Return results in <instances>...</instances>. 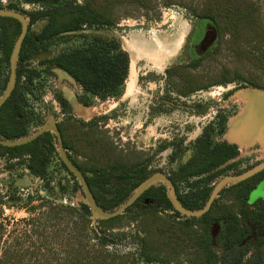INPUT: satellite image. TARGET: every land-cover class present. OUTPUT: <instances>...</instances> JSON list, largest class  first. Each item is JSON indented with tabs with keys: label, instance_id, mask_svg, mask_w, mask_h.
Segmentation results:
<instances>
[{
	"label": "rangeland",
	"instance_id": "obj_1",
	"mask_svg": "<svg viewBox=\"0 0 264 264\" xmlns=\"http://www.w3.org/2000/svg\"><path fill=\"white\" fill-rule=\"evenodd\" d=\"M251 1L258 9L264 28V0ZM2 2L6 9H17L15 11L22 13L29 23L32 14L42 8L45 10L43 5H28L20 0ZM77 3H83V0H77ZM148 3V9L138 6L117 8L114 11L117 23L113 28L81 32L118 39L130 56L131 66L123 96L105 102L93 101L90 111L75 102V109H71V115L67 117L71 127L66 126L65 133L69 144L81 149L74 144L80 130L76 124L72 125V121L89 122L96 117L93 131L113 146L123 163L142 168L148 177L158 172L172 177L181 165L193 158L197 141L205 133L211 134L217 142H227L229 125L244 112L248 102L237 93L264 91L241 88L240 81L223 83L226 78H247L264 87V74L234 58L226 48L228 37L223 43L218 38L210 55L196 68L189 69L208 88L183 95L179 80L166 72L177 65L189 68L198 58L192 46L203 35L200 14L204 0H148ZM45 24L44 21L32 23L29 34H38ZM9 75V65L0 64V78L4 83L8 82ZM42 75L34 78V87L30 86L32 92H25L33 119L32 128L36 127L32 134L54 115L57 120H66L59 114L61 107L57 101L63 88L65 96L73 102L80 92L75 83L59 82L57 78L45 81ZM47 83L48 90L40 96L41 86ZM42 116L47 119L44 123H41ZM37 120L40 124L35 126ZM224 125L227 126L225 131ZM56 147L42 178L31 174L23 160L0 159V195L5 203L0 208L4 236L2 250L15 247L19 240L22 250L28 252L25 264H143L141 241L144 234L139 224L143 203L119 217L113 229L106 232L99 220L82 211V205H86L83 191L72 175L62 168L58 145ZM238 151V166L233 174L243 173L264 162V146L260 144L238 147ZM73 157L83 164L80 157L75 154ZM225 175L212 180L209 186L214 188ZM176 187L180 193L190 191L185 182ZM236 191L229 190L217 200L224 206L233 205ZM162 215L174 217L171 211ZM221 228L219 225L211 228L216 248ZM103 232L109 237L108 242ZM256 256L254 251L247 259ZM176 264H191L189 256L182 255Z\"/></svg>",
	"mask_w": 264,
	"mask_h": 264
},
{
	"label": "trees",
	"instance_id": "obj_2",
	"mask_svg": "<svg viewBox=\"0 0 264 264\" xmlns=\"http://www.w3.org/2000/svg\"><path fill=\"white\" fill-rule=\"evenodd\" d=\"M20 1L45 6V10L31 15V22L44 20L47 24L35 38L31 35L26 37L19 55L16 88L0 110V139L6 141L20 140L30 135L32 119L25 92H32L30 86L34 87V78L39 77L40 72L36 68H30L29 62L37 54L48 52L54 45L63 44L51 59L41 63L46 66L47 73L51 74L52 68L65 70L92 99L104 102L122 97L130 70L129 54L116 38L90 36L81 32L115 27L117 22L114 11L117 8H149L148 0H83L80 4L77 0ZM202 8L200 17L215 23L222 43L228 37L226 48L234 58L240 63L250 64L254 70L264 74V28L256 5L251 0H204ZM2 9L4 6L0 1V10ZM9 9L17 10L12 7ZM20 32L21 24L17 20L0 17V64H9ZM197 66L198 63L192 65L195 68ZM168 72L179 76L185 89L184 95L208 88L187 67L175 66ZM235 81H240L242 87L246 83L253 88L264 89L247 78H226L223 83ZM6 84L0 78V97ZM81 102L85 106L92 104V101ZM95 123L96 120L85 124L89 126L87 134L81 132L80 154L88 160L85 167L74 164L86 176L99 206L105 211H113L126 202L148 176L142 168L123 163L115 154L113 146L93 131ZM226 127L223 126L224 131ZM65 130L61 129L63 136ZM64 144L66 149H71L66 140ZM53 155L54 143L50 133L20 147L0 146V158L23 159L24 156H30L27 161L28 170L39 178L46 175ZM238 155L236 145L226 141L217 142L211 134L205 133L197 141L194 157L171 177L175 186L180 182L189 185L188 193H180L176 187L183 206L189 210L203 209L213 191L210 183L233 171L238 162L226 168L221 167ZM232 189L237 190L232 199L233 205L224 206L216 200L211 210L198 219L180 216L174 210L164 185L154 186L143 194L126 211L143 203L139 216L140 231L144 234L141 241L143 264H176L182 255L189 256L191 264H263L259 256L247 259L249 249L246 235L250 228L246 219V204L251 189L249 181L227 187L220 196ZM3 205L4 197L0 195V208ZM82 211L86 216L92 214L87 205H82ZM167 211L173 212L174 217L162 215ZM119 217L99 220V223L108 232L113 229ZM251 217L264 230V204H257V210L251 212ZM216 222L224 223L218 248L214 246L211 234V228ZM106 232L103 234L108 242ZM3 239L0 226V264H25L28 252L22 250L19 240H16L15 247L2 250Z\"/></svg>",
	"mask_w": 264,
	"mask_h": 264
},
{
	"label": "water",
	"instance_id": "obj_3",
	"mask_svg": "<svg viewBox=\"0 0 264 264\" xmlns=\"http://www.w3.org/2000/svg\"><path fill=\"white\" fill-rule=\"evenodd\" d=\"M0 17L12 18L17 20L21 24V32L15 43L14 49L10 57L9 81L4 93L0 97L1 110L5 103L8 101V99L11 97L16 87L17 62L19 54L22 50L23 42L29 31V20L21 13L8 9L0 10ZM214 32L215 31H213V33L211 34L212 40L216 39V32ZM57 72L59 75L69 77V75L63 71ZM244 91H247V93L249 92L247 94L248 102L244 112L233 123L229 125V129L227 132V142L238 147H253L256 144L264 146V91ZM254 94H258V96L256 98L252 97V95ZM249 95L251 97H248ZM49 131L54 132L57 135L59 141L60 157L64 165L67 167V170L76 178L79 185L81 186L85 197V204L89 206L92 212V218L95 220L107 221L124 215L126 211L131 208L143 196V194H145L149 189L156 186L157 184H162L167 188V196L171 201L174 210L178 214H180V216L186 219H198L203 217L211 210L213 204L219 198V195L226 187L245 182L248 179L264 171V162H261L254 168L245 171L241 174L228 175L221 178V180H219V182L215 185L205 207L201 210H189L185 208L178 198L175 185L173 184L171 179L165 174L158 172L146 178L133 192V194L126 200V202H124L120 207L113 211H105L97 203L85 176L69 161L63 145L61 133L59 129L55 126L54 121H50L49 124H47L46 126L40 127L38 132L23 139L14 141H6L0 139V146L8 148L20 147L36 140L43 133Z\"/></svg>",
	"mask_w": 264,
	"mask_h": 264
},
{
	"label": "flooded vegetation",
	"instance_id": "obj_4",
	"mask_svg": "<svg viewBox=\"0 0 264 264\" xmlns=\"http://www.w3.org/2000/svg\"><path fill=\"white\" fill-rule=\"evenodd\" d=\"M1 2H2V0H0ZM25 4V3H24ZM2 5L4 6V4H3V2H2ZM28 5H38V4H28ZM4 9H6L5 8V6H4ZM8 10H10V9H8ZM43 10V8L41 9V10H39V11H42ZM12 11H15V10H12ZM38 12V11H37ZM22 14V13H21ZM201 18V17H200ZM202 19V18H201ZM39 21H44V20H39ZM202 21H203V35L201 36V39L197 42V43H195V44H193V46H192V49H193V52L195 53V55H197L198 56V58L193 62V63H191L189 66V68L188 69H190V68H195V67H192V65L193 64H196V63H198V65L200 64V62L202 61V60H204L206 57H208L210 54V50H211V48H212V46L215 44V42L218 40V38L220 39V37H219V31H218V28H217V26L215 25V23L213 22V21H211V20H209V19H202ZM36 22H38V21H36ZM44 22H46V21H44ZM35 23V22H34ZM47 24V23H46ZM46 24L44 25V27L42 28V31L44 30V28H45V26H46ZM32 26V22L31 23H29V30H30V27ZM213 28V29H212ZM41 31V32H42ZM85 31V30H84ZM213 31H215L216 32V39L215 40H212V38H211V34L213 33ZM41 32H39V33H41ZM214 32V33H215ZM38 33V34H39ZM38 34H29V31H28V34H27V36L28 35H31L33 38H35ZM87 35V34H86ZM26 36V37H27ZM26 39V38H25ZM25 41V40H24ZM23 44H24V42H23ZM62 46H63V44H57V45H54V46H52V47H50V49H49V51L48 52H41V53H39V54H37L36 56H34V58L29 62V64H30V68H36V69H38V71L40 72V75H42V77H43V80H45V81H48V79L49 78H57V81H59V82H72V83H75L76 84V88H78V91H80V92H77V95L75 96V98H74V102H73V100L72 99H70V98H68V97H66L65 96V91L63 90V89H65V88H63L61 91H62V93H61V97L59 96V98H58V103H59V105H60V107H61V109H60V113L59 114H62V116L63 117H65L66 118V120H61V119H56V117H55V115L54 116H52L51 118H49L48 120L46 119V116H42L43 117V119H41V123H44V122H46V120H47V123H45V124H43L42 126H39V128L40 127H43V126H46L47 124H49V122L50 121H54V123H55V126L59 129V131H60V133H61V136H62V140H63V145H64V148H65V140L68 142V140H67V138L65 139L64 137H66V133H65V136H63V133H62V131H61V129H65V127L67 126V128H70L71 126V124H69L68 123V121H67V117H69L71 114H70V110L72 109V111L75 109L74 108V103L76 102V104L78 105V106H81L82 108H87V110L88 111H90L89 109L93 106V101H96V100H98L97 98H90V96H88V95H86L85 94V92L83 91V89H82V87L73 79V77L71 76V75H69L65 70H63V69H59V68H52L51 69V74H49V73H47V71H45V69H46V66L45 65H42L41 63H43L44 61H46V60H49V59H51L58 51H60V49L62 48ZM22 48H23V46H22ZM22 51V50H21ZM21 53V52H20ZM12 54V53H11ZM20 55V54H19ZM11 57V56H10ZM35 63H37L36 65H35ZM17 64H18V62H17ZM9 69H10V59H9ZM18 66V65H17ZM36 66V67H35ZM130 66H131V62H130ZM178 66V65H177ZM39 67H41V69H39ZM175 67V66H174ZM178 67H182V66H178ZM185 67V66H184ZM17 69H18V67H17ZM57 71H63V72H65V73H67L68 75H69V77L71 78H69V77H67V76H63V75H59L58 74V72ZM169 69L167 70V75H169L170 77H176L178 80H179V82H180V84L182 85V82L180 81V78H179V76L178 75H176V74H169ZM9 81V80H8ZM126 83H127V81H126ZM7 84H8V82H7ZM7 84H6V87H7ZM16 84H17V82H16ZM49 85V83H47L46 85H44L43 87L41 86V94H40V96L41 95H43V93L44 92H46V90H48V86ZM245 86L244 87H242L241 86V88H246V87H251V86H249V85H247L246 83L244 84ZM6 87H5V89H6ZM16 88V87H15ZM253 88V87H252ZM182 93H183V95H184V93H185V89H184V87L182 86ZM207 89V88H206ZM255 89H259V88H255ZM15 90V89H14ZM204 89H202V90H199V91H203ZM5 91V90H4ZM199 91H196V92H199ZM14 92V91H13ZM196 92H194V93H196ZM4 93V92H3ZM60 93V92H59ZM13 94V93H12ZM193 94V93H192ZM2 96V95H1ZM12 96V95H11ZM185 96H187V95H185ZM121 98V97H120ZM10 99V98H9ZM8 99V100H9ZM81 100H84V101H86L87 103H90V101H92L91 103V105H89V106H85L82 102H81ZM100 101V100H99ZM100 102H102V101H100ZM105 102V101H104ZM7 103V102H6ZM5 103V104H6ZM3 108V107H2ZM29 110H30V108H29ZM90 112H88V114H89ZM59 114H57V115H59ZM90 115V114H89ZM32 119V118H31ZM46 119V120H45ZM97 118L95 117L93 120H90L89 122H81V121H72V125H74L75 126V124L77 125V127H78V129L80 130V134H79V136H78V140L76 141V142H74V144H77V146L78 147H81V141H82V135H81V132L83 131V134L85 133V134H87V132L89 131V126H86L85 124H91L92 123V121H95ZM68 120H70V119H68ZM97 121V120H96ZM40 123L38 122V120H37V125H35V126H38ZM32 125H33V119H32ZM39 128H38V130H39ZM31 131H32V129L33 130H35L36 129V127H33L32 128V126H31ZM38 132V131H37ZM36 133V132H35ZM35 133H33V134H35ZM46 133H50L52 136H53V143H54V151L55 150H57V145H58V153H59V160H60V162H61V166H62V168H65L66 169V171L68 172V173H70L68 170H67V167L64 165V163H63V161H62V159H61V157H60V152H59V141H58V137H57V135L54 133V132H51V131H49V132H45V133H43L42 135H44V134H46ZM31 134H32V132L30 133V135L29 136H31ZM32 134V135H33ZM41 135V136H42ZM28 136V137H29ZM41 136H39V137H41ZM38 137V138H39ZM37 138V139H38ZM35 141V140H34ZM33 142V141H32ZM31 143V142H30ZM68 144H69V142H68ZM70 145V144H69ZM70 147H71V149H66L65 148V151H66V154H67V157H68V159H69V161L78 169V167L76 166V165H78L79 167H85V165H86V163H87V159L82 155V154H80V149H77L74 145H70ZM73 154H75L76 156H78V157H80L81 159H82V161H83V164H80V163H78V162H76V160L74 159V157H73ZM29 157L30 156H24L23 157V159H10L9 158V160H17V161H21V160H23V161H25L26 163H28L27 161H28V159H29ZM194 157V156H193ZM2 158H4L5 159V157H2ZM238 158V157H237ZM234 159V160H231V161H229L228 163H226L224 166H222L221 168H226L227 166H229V165H231V164H233V163H237L238 161H239V159ZM1 159V158H0ZM192 159V158H191ZM190 159V160H191ZM190 160H188L186 163H184L183 165H181L179 168H183L184 166H186L189 162H190ZM76 165H75V164ZM261 163V162H260ZM51 164V163H50ZM238 164V163H237ZM259 164V163H258ZM258 164H256L255 166H257ZM238 165H236L235 167H237ZM255 166H253V167H251L250 169H252V168H254ZM234 167V168H235ZM26 168H28V166H26ZM249 169V170H250ZM79 170V169H78ZM80 171V170H79ZM234 171H236V168L235 169H233V171H230L229 173H226V175L225 176H228V175H238V174H233L234 173ZM248 171V170H247ZM31 173V172H30ZM32 174V173H31ZM71 174V173H70ZM83 174V173H82ZM241 174V173H240ZM72 175V174H71ZM84 175V174H83ZM85 176V175H84ZM87 176H90V174H87ZM167 176V175H166ZM224 176V177H225ZM72 177L76 180V178L72 175ZM167 177H169V176H167ZM85 178H86V176H85ZM170 179H171V177H169ZM87 180V179H86ZM221 180V179H220ZM77 181V180H76ZM172 181V180H171ZM249 181V184H250V186H251V189H250V191H249V193H248V196H247V204H246V210H247V213H246V219H247V224H248V226H249V231H248V233H247V235H246V244H247V246H248V249H249V251H248V254H247V257H251L253 254H254V251H255V253H257V256H259L260 258H261V260H262V263L264 264V230L263 229H261L259 226H258V224H256L251 218V212L252 211H255V210H257V204H259V203H262V204H264V171H262L261 173H259V174H257V175H255L254 177H252V178H250V179H248L247 181H245V182H248ZM78 182V181H77ZM88 182V181H87ZM79 184V183H78ZM89 184V183H88ZM174 184V183H173ZM159 185H162V184H159ZM237 185V184H236ZM80 186V185H79ZM234 186V185H233ZM81 187V186H80ZM215 187V186H214ZM229 187V186H228ZM175 188H176V186H175ZM227 188V187H226ZM225 188V189H226ZM82 189V188H81ZM214 189V188H213ZM83 191V190H82ZM92 191V190H91ZM177 191V190H176ZM260 191V194L258 193ZM93 193V192H92ZM222 193V192H221ZM84 194V193H83ZM94 195V194H93ZM220 196V195H219ZM239 217H241L240 215H239ZM216 226V225H219V226H221L222 228H221V232H220V234H219V239H218V242H219V240H220V238H221V234H222V230H223V227H224V223L223 222H216V223H214L213 224V226ZM254 242H253V241ZM254 243L253 244V247L251 246V243L252 242ZM213 242H214V238H213Z\"/></svg>",
	"mask_w": 264,
	"mask_h": 264
},
{
	"label": "bare ground",
	"instance_id": "obj_5",
	"mask_svg": "<svg viewBox=\"0 0 264 264\" xmlns=\"http://www.w3.org/2000/svg\"><path fill=\"white\" fill-rule=\"evenodd\" d=\"M157 47H161V45H159V44H157V43H154ZM249 93V92H248ZM247 91L245 92V91H243V92H239V93H237V96L238 97H240V98H243V99H245V100H247L248 98H247ZM258 96V94H254V95H252V97H254V98H256ZM248 97H251L250 95L248 96Z\"/></svg>",
	"mask_w": 264,
	"mask_h": 264
}]
</instances>
